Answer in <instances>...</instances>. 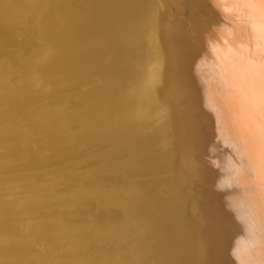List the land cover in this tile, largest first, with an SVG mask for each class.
Segmentation results:
<instances>
[{"label": "bare ground", "instance_id": "6f19581e", "mask_svg": "<svg viewBox=\"0 0 264 264\" xmlns=\"http://www.w3.org/2000/svg\"><path fill=\"white\" fill-rule=\"evenodd\" d=\"M262 12L0 0V264H264Z\"/></svg>", "mask_w": 264, "mask_h": 264}, {"label": "snow or ice", "instance_id": "6c2138e0", "mask_svg": "<svg viewBox=\"0 0 264 264\" xmlns=\"http://www.w3.org/2000/svg\"><path fill=\"white\" fill-rule=\"evenodd\" d=\"M258 2L264 8V0H258ZM262 16H264V12H262ZM261 54L264 56V43L261 45ZM262 176H264V163H262Z\"/></svg>", "mask_w": 264, "mask_h": 264}, {"label": "water", "instance_id": "95a60500", "mask_svg": "<svg viewBox=\"0 0 264 264\" xmlns=\"http://www.w3.org/2000/svg\"><path fill=\"white\" fill-rule=\"evenodd\" d=\"M233 92L235 93V90H233Z\"/></svg>", "mask_w": 264, "mask_h": 264}]
</instances>
